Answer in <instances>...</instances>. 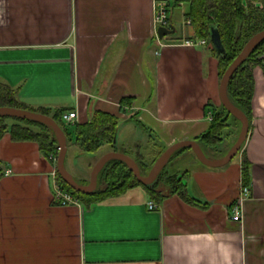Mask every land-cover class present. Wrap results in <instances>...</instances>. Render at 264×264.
Listing matches in <instances>:
<instances>
[{
  "label": "crops",
  "instance_id": "1",
  "mask_svg": "<svg viewBox=\"0 0 264 264\" xmlns=\"http://www.w3.org/2000/svg\"><path fill=\"white\" fill-rule=\"evenodd\" d=\"M155 1L0 0V82L27 105L75 112L67 123L70 134L95 110L116 115L114 145L141 156L147 167L162 147L206 131L207 103L220 99L209 45L177 43L195 35L185 22L190 0H169L170 26L177 32L161 39L164 45L155 33ZM124 97L131 105L121 104ZM252 113L242 147L250 182L240 220L231 218V206L242 188V150L218 167L201 163L191 148L167 162V174H176L198 204L177 194L157 202L136 186L90 206L61 205L52 199L54 155L6 133L0 139V264H264L259 66ZM236 129L232 122L226 137ZM200 145L218 159L232 143L223 149ZM108 151L110 146L103 153ZM91 167L79 179L90 177Z\"/></svg>",
  "mask_w": 264,
  "mask_h": 264
},
{
  "label": "trees",
  "instance_id": "2",
  "mask_svg": "<svg viewBox=\"0 0 264 264\" xmlns=\"http://www.w3.org/2000/svg\"><path fill=\"white\" fill-rule=\"evenodd\" d=\"M188 17L191 19L195 37L206 38L211 52L217 58L218 80L220 81L223 73L239 54L248 39L264 29V0H190ZM213 25L220 32L222 43L226 49L224 56L217 53L211 44L210 27ZM257 66L264 71V39L255 46L236 68L226 87V93L230 101L247 117L248 131L253 117L254 68ZM120 102L122 105L129 106L132 103V99L131 97H124ZM2 106L32 110L51 116L63 129L68 149L70 133L65 126L69 127V124L62 120V114L66 110L65 107L27 105L18 98L14 88L4 82H0V107ZM207 107H210L212 112L210 125L195 140L199 144L215 148L225 138L226 130L233 122L237 127L232 141L233 144L239 135L241 122L224 107L221 101H219L218 105L208 102ZM8 120L13 122L9 124ZM117 126L118 117L116 115L102 110H95L86 122L73 124L74 139L72 142L85 152H94L104 144H108L112 150L118 151L113 143ZM6 133L10 134L12 140L35 141L40 151L46 156L52 153L58 155L56 133L44 123L21 117L0 115V139ZM243 144L244 142L237 153L241 152ZM183 148L189 147L184 146L177 149L172 153L169 160ZM164 150L165 147H162L147 167L143 163L141 156L132 157L136 161L142 175H147L150 172L156 159ZM241 154L242 185H249L250 161L245 156L244 150H242ZM165 168L166 165L152 183L143 184L137 180L124 161L111 158L106 161L100 170L97 177V185L91 192L73 189L62 178L58 169H56V180L64 190L86 206L116 196L136 186L144 188L147 195L157 202H161L170 194H177L188 203L198 204L199 201L187 192L177 175L167 174ZM75 179L79 184H87L89 182V177L86 179Z\"/></svg>",
  "mask_w": 264,
  "mask_h": 264
},
{
  "label": "water",
  "instance_id": "3",
  "mask_svg": "<svg viewBox=\"0 0 264 264\" xmlns=\"http://www.w3.org/2000/svg\"><path fill=\"white\" fill-rule=\"evenodd\" d=\"M172 31L173 29L159 27L158 34L159 37H162L166 33H170ZM263 39L264 29L251 36L245 43L239 54L227 67L220 79L218 88L220 101L224 105V107L241 122V129L237 139L233 142L228 151L218 159H211L207 157L203 152L201 145L196 140H181L168 146L156 159L150 172L147 175H142L134 158L124 152L112 150L104 153L93 165L90 172L89 182L87 184H79L73 177V175L67 170L64 163L65 155L67 152L66 135L61 126L51 116L32 110L8 106L0 107V115L31 119L50 126L56 133V137L58 140V155L56 164L57 169L62 178L69 184V186H71L75 190L82 192H91L95 189L97 185V177L100 170L102 169L106 161L111 158H117L124 161L127 164L128 168L132 171L133 175L137 178V180L143 184L152 183L156 179L162 168L167 164L172 153L184 146L191 148L198 160L204 165L210 167L222 166L228 163L236 155L242 143L246 140L248 134V119L245 114L241 110H239L228 98L226 93L227 83L236 68L243 62V60L255 48V46ZM210 40L212 46L217 51V53L224 56L226 54V49L222 43L220 32L215 25L210 27Z\"/></svg>",
  "mask_w": 264,
  "mask_h": 264
},
{
  "label": "built area",
  "instance_id": "4",
  "mask_svg": "<svg viewBox=\"0 0 264 264\" xmlns=\"http://www.w3.org/2000/svg\"><path fill=\"white\" fill-rule=\"evenodd\" d=\"M168 5L169 0H156L155 1V7H154V28L155 33L158 38L159 44L164 45V42L161 41V39L158 37L157 30L159 27L163 26L166 28H170V20L168 15ZM185 22L187 24H191V19L187 17L185 19ZM163 43V44H162ZM177 43L187 46H197V45H205L207 44L206 38H195V37H187L182 38L181 41H178ZM76 116V113L73 111L64 112L62 114V120L66 122H71L72 119ZM208 119L212 118L211 111L207 113ZM52 155V154H51ZM54 160H56V157H53ZM6 174L10 173V169H7L5 171ZM52 178H53V188H52V199L53 201L61 204V205H68L71 203H78V199L72 196L69 192L64 190L58 181L56 180V172L55 169L51 172ZM249 192L248 185H242L241 193L237 199V201L231 206V218L234 220H240L242 218V201L246 197V195ZM156 204L152 201L148 203L149 208H153Z\"/></svg>",
  "mask_w": 264,
  "mask_h": 264
},
{
  "label": "rangeland",
  "instance_id": "5",
  "mask_svg": "<svg viewBox=\"0 0 264 264\" xmlns=\"http://www.w3.org/2000/svg\"><path fill=\"white\" fill-rule=\"evenodd\" d=\"M176 32L177 30L175 29V31L167 33L163 37V39H169V37L171 38V36H173ZM65 128L68 132L72 131L70 128L66 126ZM234 134L235 133H232V135L228 136V138L225 136L226 138H224L222 142L219 143V147L223 149L229 146L234 139ZM70 136L71 138L68 144V149L65 157V166L67 170L73 175V177L79 178V175L82 172L87 174L89 167L97 162V160L104 154L103 152H105V150L108 148L109 145L104 144L94 152H85L79 149L75 144H73L72 141L74 139V133H71Z\"/></svg>",
  "mask_w": 264,
  "mask_h": 264
}]
</instances>
